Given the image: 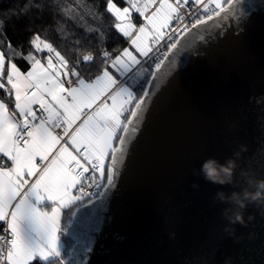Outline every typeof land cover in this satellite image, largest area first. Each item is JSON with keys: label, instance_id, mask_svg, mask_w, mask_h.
Instances as JSON below:
<instances>
[{"label": "water", "instance_id": "obj_1", "mask_svg": "<svg viewBox=\"0 0 264 264\" xmlns=\"http://www.w3.org/2000/svg\"><path fill=\"white\" fill-rule=\"evenodd\" d=\"M170 60L114 185L74 211L81 251L65 264H264V202L230 224L215 198L264 180V0L193 29ZM209 158L234 160L232 183L203 179Z\"/></svg>", "mask_w": 264, "mask_h": 264}, {"label": "snow or ice", "instance_id": "obj_2", "mask_svg": "<svg viewBox=\"0 0 264 264\" xmlns=\"http://www.w3.org/2000/svg\"><path fill=\"white\" fill-rule=\"evenodd\" d=\"M123 2L126 6L120 7L105 0V10L128 47L118 54L102 49L94 76L81 70L95 61L92 53L72 62L36 33L25 55L0 38V222L9 237L5 255V235H0V264H65L70 253L74 258L81 251L75 231L61 242L68 227H61L62 209L94 195L84 191L86 182L97 188L114 185L126 146L139 130L150 87L173 63L170 56L181 38L214 17L235 14L242 0H224L225 6L221 0ZM190 4L201 6L204 15L191 11ZM17 58L28 63L27 71L17 66ZM149 61L151 67H145ZM31 197L37 204L48 201V207H37ZM24 221L34 227L37 240L25 238Z\"/></svg>", "mask_w": 264, "mask_h": 264}, {"label": "trees", "instance_id": "obj_3", "mask_svg": "<svg viewBox=\"0 0 264 264\" xmlns=\"http://www.w3.org/2000/svg\"><path fill=\"white\" fill-rule=\"evenodd\" d=\"M115 2L124 7L120 0ZM0 21L3 22L0 38H5L6 43L10 42L14 50L22 51L25 55L30 50L29 40L36 33L51 42L72 62L83 55L94 54L96 59L91 66H81V70L89 76H94L100 67L102 49L118 54L128 45L114 29V18L106 12L105 0H0ZM14 62L21 71L28 70L29 65L25 60L17 58ZM145 67L150 66L146 64ZM136 90L139 93V84L136 85ZM0 96H3L2 90ZM87 202L80 201L65 210L62 228L69 225L74 211ZM61 237L65 242L71 239L65 232Z\"/></svg>", "mask_w": 264, "mask_h": 264}, {"label": "clouds", "instance_id": "obj_4", "mask_svg": "<svg viewBox=\"0 0 264 264\" xmlns=\"http://www.w3.org/2000/svg\"><path fill=\"white\" fill-rule=\"evenodd\" d=\"M234 168L235 162L232 159L220 163L215 158H209L201 164L199 173L206 182L225 185L232 183L231 178ZM195 174L196 173L194 172V175ZM192 186L194 188L198 187L195 183ZM215 198L219 199L222 203H230L234 206L235 210L226 209L224 212V215L230 224H244L243 211L246 209L247 205L249 203L264 202V180L255 182V191L244 189L241 192L234 191L230 195H226L223 192H217Z\"/></svg>", "mask_w": 264, "mask_h": 264}, {"label": "built area", "instance_id": "obj_5", "mask_svg": "<svg viewBox=\"0 0 264 264\" xmlns=\"http://www.w3.org/2000/svg\"><path fill=\"white\" fill-rule=\"evenodd\" d=\"M120 1H121V3L123 4V6H126V5L124 4L123 0H120ZM173 2H174V1H173ZM204 2L207 3L208 0H204ZM188 7H189V9H190L191 11H196V12H199L200 15H201V14L204 15V13H203L202 11H200V7H201V6H196V5H192V4H190ZM181 11H183V9H181ZM209 14H211V13H209ZM133 15H136V14L133 13ZM193 18H194V17H193ZM160 51H161V52L166 51V48L161 47V48H160ZM151 64H152V62L149 61V63H148L147 65H149V66L151 67ZM56 133H57V134H62V129L57 128V129H56ZM44 163L46 164V162H44ZM97 179H98V177H97ZM30 180H31V179H30ZM104 184H105V183H104ZM103 188H104V186H101V187L97 188V187H95L94 185H92V184L86 182V186H85V188H84V191H85V192H88V193H94V195H91L90 197H85L82 201H86V202H87V201H92V200L97 199L98 197H100ZM74 194H76L75 191H74ZM5 233H6V224L4 223V224H3V227H2L1 230H0V235H5V239H4V245H5L4 254L6 255V243H7V240H8L9 237H8Z\"/></svg>", "mask_w": 264, "mask_h": 264}, {"label": "crops", "instance_id": "obj_6", "mask_svg": "<svg viewBox=\"0 0 264 264\" xmlns=\"http://www.w3.org/2000/svg\"><path fill=\"white\" fill-rule=\"evenodd\" d=\"M10 107H11V105H10ZM46 164H47V161H46ZM8 166H11V165L9 164ZM28 179H33V178H28ZM30 202L33 204H36L37 207H41V208L48 207V203H49L48 201H44L43 203L37 204L35 197H31ZM48 210L50 211V209H48ZM65 210L66 209H62L61 227H62V221H63L62 217L65 216V213H64ZM3 224H4L3 222H0V227H2ZM22 228L24 229L25 238L27 240L32 242V241H35L38 239V237L36 236L34 227L30 224V222H28V221L22 222ZM61 240H62V237H61ZM61 242H63V241H61Z\"/></svg>", "mask_w": 264, "mask_h": 264}, {"label": "rangeland", "instance_id": "obj_7", "mask_svg": "<svg viewBox=\"0 0 264 264\" xmlns=\"http://www.w3.org/2000/svg\"><path fill=\"white\" fill-rule=\"evenodd\" d=\"M173 1H174V0H173ZM223 1H224V0H221L222 6H223ZM133 20H134V22H137V20H136V16H134V15H133ZM138 23H143V20L140 19V20L138 21ZM127 47H128V45H127Z\"/></svg>", "mask_w": 264, "mask_h": 264}]
</instances>
